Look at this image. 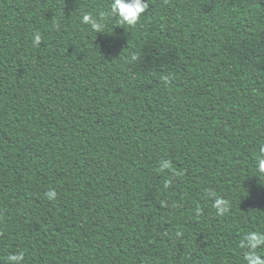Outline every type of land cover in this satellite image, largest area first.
Instances as JSON below:
<instances>
[{"label": "trees", "instance_id": "1", "mask_svg": "<svg viewBox=\"0 0 264 264\" xmlns=\"http://www.w3.org/2000/svg\"><path fill=\"white\" fill-rule=\"evenodd\" d=\"M108 4L0 0V264H243L264 231V0H149L135 27Z\"/></svg>", "mask_w": 264, "mask_h": 264}, {"label": "clouds", "instance_id": "2", "mask_svg": "<svg viewBox=\"0 0 264 264\" xmlns=\"http://www.w3.org/2000/svg\"><path fill=\"white\" fill-rule=\"evenodd\" d=\"M149 0H109L108 11L114 21L120 26L135 27L146 10L149 9ZM82 23L89 25L90 30L95 33L105 32V24L102 18L95 13H85L81 17ZM42 37L39 32H34L32 37L33 46H39ZM260 155L255 160V176L264 177V144L259 147ZM161 170L172 168L170 160H163L159 165ZM163 187L167 189L169 182H165ZM49 200H55L57 193L55 189H50L46 194ZM212 198V207L217 216H224L231 211V202L225 198L217 197L208 192ZM239 247L243 250V264H264V231L250 230L243 234L239 241ZM25 254L22 251L7 255L3 264H24Z\"/></svg>", "mask_w": 264, "mask_h": 264}]
</instances>
